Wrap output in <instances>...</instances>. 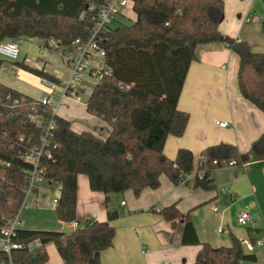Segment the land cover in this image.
<instances>
[{"label":"trees","instance_id":"obj_1","mask_svg":"<svg viewBox=\"0 0 264 264\" xmlns=\"http://www.w3.org/2000/svg\"><path fill=\"white\" fill-rule=\"evenodd\" d=\"M104 2L0 0V42L37 39L48 49L54 41L66 52L76 53L92 36L94 22L88 5ZM133 10V23L103 29L97 38L105 50L104 62L112 71L92 87L86 110L110 126L107 137L73 131L71 123L54 114L51 107L0 83V232L15 219L24 201L27 173L34 168L26 156L42 147L44 125L49 122L53 128L42 149L39 168L45 180L60 185L56 219L64 225H78L61 232L17 229V242L39 244L14 251L16 264H47L46 247L50 244L64 264H102L101 253L113 246L116 231L112 222L118 213L109 211L104 222L87 219L80 224L76 214L79 176L88 178L94 193L108 197L132 191L139 197L146 189H158L162 176L174 185L192 177L194 189L212 191L218 170L241 172L252 156L264 161V132L245 153L226 143L205 148L197 158L187 149H179L174 160L164 153L167 139L180 138L186 131L189 115L178 109V103L201 46L226 44L239 60L240 94L264 114V53H255L246 42L221 34L224 1L134 0ZM3 63L0 60V68ZM16 66L57 83L43 70L25 63ZM79 92L85 91L82 88ZM149 212L160 215L173 229L182 220V245L200 247L193 264L255 260L244 253L235 236L230 247L201 243L190 214L182 216L176 204L159 210L152 207ZM250 235L252 244L257 245L262 233L252 230Z\"/></svg>","mask_w":264,"mask_h":264},{"label":"crops","instance_id":"obj_2","mask_svg":"<svg viewBox=\"0 0 264 264\" xmlns=\"http://www.w3.org/2000/svg\"><path fill=\"white\" fill-rule=\"evenodd\" d=\"M223 1L221 34L246 42L255 53H264V0ZM248 17H257V20L245 22ZM37 41L39 54L27 56L25 49L20 47L16 63H25L53 76L57 83L53 84L52 95L57 102L70 76L68 60L54 50L41 48ZM21 55H25V62L21 61ZM197 58L190 66L178 103V109L189 115L186 131L180 138L167 139L165 155L174 160L179 149H187L198 157L205 148L221 143L235 145L242 153L249 151L251 144L264 132V114L240 94L238 57L224 42H216L199 47ZM16 63H3L0 83L38 100L47 96L48 91L40 85L41 77L25 72ZM81 96L82 92H78L76 97L65 98L56 114L68 120L77 133L107 137L111 130L87 112V99L82 100ZM219 123H227L228 127L221 128ZM191 181L192 177L174 185L162 176L158 189H146L139 197L132 191L107 197L92 192L88 178L79 176L76 214L80 224L87 219L104 222L109 211L118 213L117 220L112 222L116 231L113 246L101 253V263L193 264L200 247L182 245V220L177 221L173 229L160 215L149 212L152 207L159 210L176 204L182 216L190 214L201 243L230 247L231 237L235 236L242 242L244 253L255 256L254 261L241 264H264V244L254 246L250 235L256 230L262 233L260 239L264 236V161L252 156L241 172L234 168L218 170L214 174L215 189L212 191L194 189ZM59 196V184L38 185L31 206L20 215L18 228L49 232L73 230L71 225L61 224L51 210L53 200ZM216 206L218 211H214ZM245 212L250 214V219L247 226H241L238 217ZM22 214H26L24 220ZM50 245L58 264H64L56 247ZM50 245L46 247L48 257ZM50 261L49 257L47 264Z\"/></svg>","mask_w":264,"mask_h":264},{"label":"built area","instance_id":"obj_3","mask_svg":"<svg viewBox=\"0 0 264 264\" xmlns=\"http://www.w3.org/2000/svg\"><path fill=\"white\" fill-rule=\"evenodd\" d=\"M128 9L134 12V0H105L102 5L89 4L88 13L92 14V21L94 22V28L92 30L91 38L81 46H78L76 53L66 52L64 48L60 47L54 41H50L48 44V49L54 50L60 55L64 56L68 60V65L70 67L69 79L62 86V92L58 95L57 102L54 100L52 95V90L54 88L53 83L41 78L40 85L48 91V95L40 99L41 103L45 106L52 108L54 114L57 113L59 107L63 106V101L67 97H76L80 89H84V93L88 96L91 94V89H86V83L83 80L84 74L87 72L89 79H95L98 82L103 79V77L108 76L112 69H110L104 62L105 50L100 47L98 43V36L103 29L110 28L109 23L117 17H127L124 12ZM85 16V12L81 15V19ZM257 17H248L245 22H255ZM40 41L41 48H43V41ZM239 42V41H237ZM20 43L21 40L14 39L0 42V60L6 63H16L20 57ZM44 49V48H43ZM93 59L96 60L94 65L91 64ZM4 70V68H0ZM219 127H228L227 123H219ZM53 128V122H49L44 125V137L42 138V147L33 149L27 156L26 161L33 165V170L27 174V184L25 187V198L19 209L18 214L15 219L10 223V225L1 229L0 235V264H16L13 259V252L29 247H33L39 244L38 241L25 245L24 243H19L16 240V233L20 215L23 211L27 210L31 204L30 196L34 192L37 183L42 179L43 170L39 168V159L42 155V149L47 143V137ZM46 157H50L49 153H46ZM234 164V163H232ZM59 199V198H58ZM58 199L53 200L51 204V210L55 211L58 205ZM125 205V203H123ZM214 211H218V207L214 208ZM250 219V214L245 212L238 217V224L241 226H247ZM73 229H77V223L70 224ZM222 232V230H220ZM264 244V236L259 240L258 245L262 246Z\"/></svg>","mask_w":264,"mask_h":264},{"label":"rangeland","instance_id":"obj_4","mask_svg":"<svg viewBox=\"0 0 264 264\" xmlns=\"http://www.w3.org/2000/svg\"><path fill=\"white\" fill-rule=\"evenodd\" d=\"M124 12L127 14V17L126 18H124V17L114 18L109 23L108 26L110 28H116V27H118V26H120L122 24H125V25L131 24V23H133L136 20V14L134 12H132V11H130L128 9H125ZM20 47H21L22 50L25 49V51H24L25 53L24 54L27 55V56H32V55H36L37 56L39 54V52H40L39 51V44H38V41L37 40H32V39H29V38H22L21 39V43H20ZM25 55L24 56L21 55V61H23V62H25V58H26ZM96 60L99 61V59H93V61L91 62V64L94 65L96 63ZM83 80L86 83V89L87 90H89L90 88H92L93 86H95L97 84V82H98L95 79H89L87 72L84 74ZM55 98H56V96L54 97V100H55ZM87 98H88V95L86 93H82L81 99L82 100H85ZM102 122L105 123L106 126L109 127V129L111 130L110 126L106 122H104V121H102ZM40 181L37 183V186L40 185V184L46 183V182L53 183V182H49V181L45 180L43 177H42V179ZM53 184H56V183H53ZM33 195H34V192L30 196V200L31 201H32ZM30 206H31V204H30ZM25 217H26V214L25 215L22 214L21 219L24 220ZM51 246L52 245H50V247L48 249V251H49V257L51 258V261L49 262V264H58V262L56 260L57 258L55 256L54 251H53V248Z\"/></svg>","mask_w":264,"mask_h":264}]
</instances>
